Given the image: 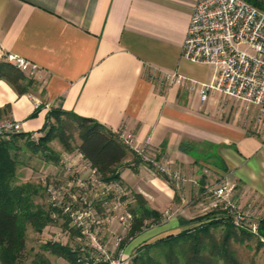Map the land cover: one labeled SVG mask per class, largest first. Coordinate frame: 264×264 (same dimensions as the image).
<instances>
[{
    "label": "crops",
    "instance_id": "1",
    "mask_svg": "<svg viewBox=\"0 0 264 264\" xmlns=\"http://www.w3.org/2000/svg\"><path fill=\"white\" fill-rule=\"evenodd\" d=\"M195 2L0 0V62L12 56L38 67L24 94L0 79V120L14 119L34 137L50 110L70 112L131 134L137 144L149 141L150 158L169 161L181 176L169 183L129 153L119 182L106 184L130 194L128 229L131 210L144 205L158 214L134 235L128 231L126 264L141 247L202 223L211 213L207 188L223 178L235 184L233 197L264 236V122L255 124L256 110L214 92L201 103L197 88L167 85L154 74L177 70L196 83L212 80V66L181 58ZM35 102L43 105L37 111Z\"/></svg>",
    "mask_w": 264,
    "mask_h": 264
},
{
    "label": "trees",
    "instance_id": "2",
    "mask_svg": "<svg viewBox=\"0 0 264 264\" xmlns=\"http://www.w3.org/2000/svg\"><path fill=\"white\" fill-rule=\"evenodd\" d=\"M244 1L263 8L257 0ZM0 79L8 82L19 94L28 92L34 84L32 79L26 78L13 65L5 62H0ZM41 133L37 141L30 140L32 135L23 132L12 134L8 139H0V264H24L30 254L26 247L28 228L40 234L61 215L58 208L51 205L44 207L35 202L36 196L42 191L40 185L16 183L20 166L18 139H25L26 147L33 153L47 157V161L54 165L58 164L59 157L50 149L52 142H57L67 153L77 151L102 184L119 182L118 168L131 153L120 143L116 133L92 119L70 112L50 110ZM75 139L79 144L72 146L71 142ZM134 159L139 163L135 156ZM130 212L133 214L130 236L144 227L145 220L158 218L157 213L144 205ZM203 218L204 221L196 227L141 247L133 257V264H244L239 247L249 251L254 237L236 228L231 218L224 217L221 211H211ZM39 249L31 264H50L44 252L62 258L69 264L84 263L81 253L68 244L48 241L40 245Z\"/></svg>",
    "mask_w": 264,
    "mask_h": 264
},
{
    "label": "built area",
    "instance_id": "3",
    "mask_svg": "<svg viewBox=\"0 0 264 264\" xmlns=\"http://www.w3.org/2000/svg\"><path fill=\"white\" fill-rule=\"evenodd\" d=\"M257 1L263 8L244 0H196L182 43L181 58L193 64L212 66L214 75L210 82L196 83L183 77L177 70L154 69V74H158L167 85L188 84L189 90L197 88L201 103L206 102L208 95L214 92L243 103L245 109L252 107L256 110L254 122L261 125L264 122V0ZM6 61L28 79H34L38 73V67L25 59L8 56ZM34 104L36 109L43 106L40 102ZM44 108L50 110L49 104H45ZM18 132H21L18 121L0 120V139H8ZM116 134L120 143L152 171L172 182L181 180L179 173L170 169L169 161L159 163L150 158L149 141L140 145L131 134L123 131ZM234 190L235 184L226 178L216 186L207 188L211 196L207 209L223 212L224 217L231 218L236 228L252 235L264 247V236L259 233L258 224L252 221L249 209L243 211L240 208L238 199L233 197ZM84 216L78 212L70 214L77 227L83 226ZM126 217L129 219V215ZM120 242L121 239H118L115 243L119 249L115 256L97 246L98 257L83 258L84 262L126 264Z\"/></svg>",
    "mask_w": 264,
    "mask_h": 264
},
{
    "label": "rangeland",
    "instance_id": "4",
    "mask_svg": "<svg viewBox=\"0 0 264 264\" xmlns=\"http://www.w3.org/2000/svg\"><path fill=\"white\" fill-rule=\"evenodd\" d=\"M39 137L34 136L30 140L37 141ZM16 143L20 149L16 183L40 185L42 191L36 196L35 202L61 210V215L56 217L55 222L45 227L40 234L28 228L26 247L30 254L24 264H31L35 253L40 252V245L48 241L70 244L84 259L98 257L97 246L115 256L119 250L115 243L121 239L120 244H123L129 231L126 205L130 194L126 189L120 185L102 184L98 175L77 151L67 153L57 142L49 145L59 157L57 165L48 162L47 157L40 153H33L26 147L25 139H18ZM71 144L78 145L79 141L75 139ZM75 212L85 215L83 226L77 227L71 219L70 214ZM119 217H124L125 220H119ZM250 245L249 251L238 246L245 260L244 264H264V247L255 241H251ZM43 254L50 258L51 264H69L64 260L57 262L58 257L50 253Z\"/></svg>",
    "mask_w": 264,
    "mask_h": 264
}]
</instances>
